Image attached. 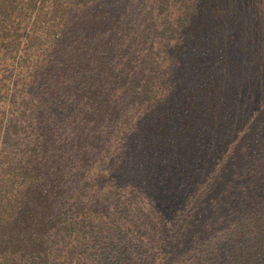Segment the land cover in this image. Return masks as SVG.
I'll return each mask as SVG.
<instances>
[{
    "label": "trees",
    "instance_id": "16d2710c",
    "mask_svg": "<svg viewBox=\"0 0 264 264\" xmlns=\"http://www.w3.org/2000/svg\"><path fill=\"white\" fill-rule=\"evenodd\" d=\"M250 20L230 0H0V264H264V64L237 77L208 39L238 22L245 44Z\"/></svg>",
    "mask_w": 264,
    "mask_h": 264
},
{
    "label": "rangeland",
    "instance_id": "374dc122",
    "mask_svg": "<svg viewBox=\"0 0 264 264\" xmlns=\"http://www.w3.org/2000/svg\"><path fill=\"white\" fill-rule=\"evenodd\" d=\"M246 2H248V4H246ZM230 3H235L237 5V10H239V15L241 19H244V20H247L249 18L252 19L249 22L244 24V27L248 28L247 41L245 42V44H243V40L242 39L238 40L235 36L238 30V27H237L238 22L232 23L229 30L226 29L225 35L227 33L229 34L226 36L224 35V37L220 38V41H221L220 43L215 42L216 40L217 41L219 40L218 36L217 37H215L214 35L212 37L208 36V39L210 37L209 43H210V46L213 47V49L215 50L214 54L219 55V57L222 58L221 60L222 68L223 69L225 68V59L235 60L238 63L236 65L235 71L237 73H235V75L237 77H245L248 73V70H250L251 72L254 71V69L251 68L253 65L252 61L254 57L256 56L259 57V59H261V61L263 62L261 63L264 64V0H233V2L232 0H230ZM254 15H256V17H254ZM212 16L217 21L222 17V14L220 12H214ZM230 18L232 20L233 16H231ZM214 45L215 46L218 45L216 46L218 49H215ZM258 77H259V73H258ZM259 79H260V83H258ZM259 79L255 82H257L256 89L259 91L258 100L262 102L260 103V105L254 106V109L256 110V112H254L253 114V112L251 111V115H254V116L253 118L250 116V118L248 119V126L250 125L253 127L257 123V120H255V117L257 119L260 116L262 109L264 107V104L262 105V103L264 102L263 100L264 98V79L262 80L261 74H260ZM254 120H255V124H254ZM159 170L160 169L152 170V172L154 173H153V180L151 183H153L154 188H156L155 192H157V194L165 195L166 193H168V191L183 190L180 188V186L183 187L182 186L183 181L179 183L178 185L177 181L179 179L178 177H175L177 176V174L179 175V173L174 172V175H172L171 173L168 174L167 172L166 175H163L162 174L163 170L162 171H159ZM94 172H97V170L94 169ZM134 177H131L129 181H131V179ZM98 180L103 181V178L99 177ZM133 183H136V181H134ZM103 192L105 193V188L100 182V183H96V185L93 187V189H91L88 195L96 199L97 196L101 197ZM167 196L168 194L166 195V197ZM169 204H170V200L168 204H166L165 207H167V205ZM143 205L145 207V210L148 211L159 205L160 207H162L163 204H162V201L151 199L147 202L145 201ZM109 210H111V208H108V211ZM140 230L141 229H139V231Z\"/></svg>",
    "mask_w": 264,
    "mask_h": 264
}]
</instances>
